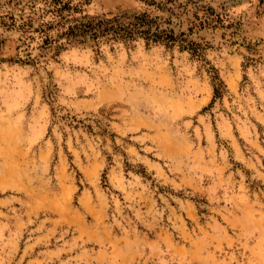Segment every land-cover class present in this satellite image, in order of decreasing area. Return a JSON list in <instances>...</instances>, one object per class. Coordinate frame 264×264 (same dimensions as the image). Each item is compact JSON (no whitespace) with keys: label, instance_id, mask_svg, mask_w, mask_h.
Listing matches in <instances>:
<instances>
[{"label":"rangeland","instance_id":"obj_1","mask_svg":"<svg viewBox=\"0 0 264 264\" xmlns=\"http://www.w3.org/2000/svg\"><path fill=\"white\" fill-rule=\"evenodd\" d=\"M69 1L176 42L0 0V264H264V0Z\"/></svg>","mask_w":264,"mask_h":264},{"label":"trees","instance_id":"obj_2","mask_svg":"<svg viewBox=\"0 0 264 264\" xmlns=\"http://www.w3.org/2000/svg\"><path fill=\"white\" fill-rule=\"evenodd\" d=\"M55 8V25L59 33V38H64L66 43H84L86 39L94 42L97 46L99 40L108 38L111 40L133 41L135 37H142L146 43H162L170 46L176 42V37L171 30H159L154 23L155 20L146 14L134 15L132 20L126 26H122L119 18L113 17H82L80 20L74 19L68 21L70 14L64 15L65 11L73 10L77 12L76 7L71 8L69 0H52ZM52 26L44 25L39 31L45 34V42L50 43L49 31ZM179 47L187 50L192 56L201 57L202 48L199 45L186 43L181 40ZM62 46V45H61ZM97 51V50H96ZM249 59H246L248 61ZM211 85L214 98L220 97L223 83L217 75H212Z\"/></svg>","mask_w":264,"mask_h":264}]
</instances>
